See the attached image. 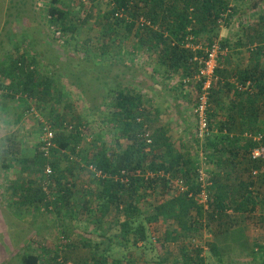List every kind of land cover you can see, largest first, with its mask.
Segmentation results:
<instances>
[{"label": "trees", "instance_id": "1", "mask_svg": "<svg viewBox=\"0 0 264 264\" xmlns=\"http://www.w3.org/2000/svg\"><path fill=\"white\" fill-rule=\"evenodd\" d=\"M109 3L111 9L107 13L106 23L108 30L104 31V35L110 37L115 34L116 26H124L127 35L132 36L133 44L120 47L115 53L122 59L124 66L133 69L130 73L122 70L125 72L124 76H130L131 81L132 78L142 77L143 72L139 70L144 69L154 55L155 60L165 68L166 75L172 76L174 73L187 77L196 73L201 64L194 57L204 55L205 52L185 45H197L200 42L211 45L219 42L221 49L227 50L229 41L218 40L217 25L220 20L225 19L230 23L232 12L238 10L231 5L230 0H109ZM45 9L46 18L53 25L58 38L63 39L66 34L77 32L81 20L63 0H51ZM248 31H253L248 36L250 42L256 44L254 49L248 50L251 63L227 72V75L230 74L228 81L229 77L236 80L225 83L227 89L234 92L227 108L228 113L224 121L217 124L219 130L214 128L216 131L205 139L204 144L199 145L209 152V162L218 166L217 172L208 173L211 184L207 204L200 202V159L192 158L189 152L181 149L182 146L174 143L163 127L152 126L153 131L150 129L151 110L146 107L144 95L138 88L126 86L111 92L108 99L111 110L109 120L114 123L118 133L108 147L104 142L102 146L97 142L86 163L96 171L94 176L97 190L94 191L93 202L97 206L98 221L101 224L104 216L109 217L111 233L118 235L122 241L131 243L132 246H138V243L141 247L146 246L148 241L153 240L148 227L154 222L171 221L173 227L166 228L163 237L157 238L165 247L169 240L177 241L181 236L192 238L187 234L188 231L194 227L202 228L206 217L213 221L212 229L209 228L212 237L209 250L213 254L220 251L223 233L232 231V235L235 232L236 238L241 239L234 243L237 257L243 256L249 260V264L264 261V242L260 239L249 243L245 241L243 228L241 229L244 219L238 216L244 212L252 214L257 210L261 198L258 189L264 185V154L254 158L255 149L264 146V7L254 26L249 27ZM22 36L21 40H17L16 36H9L10 46L5 48L3 58L0 59V87L4 89L2 95L17 98L30 109L29 100L37 101V106H41V102L46 99L55 100V83L51 76L40 77V59L32 52V43L24 38L27 31H23ZM189 36L193 37L192 40H188ZM238 41L240 44L241 40ZM89 42L90 40L84 39L81 43L86 46ZM100 49L101 56L112 52L107 40ZM129 54L132 61L137 56L143 58L141 64L130 66L126 62ZM117 75L120 83V74ZM217 75H226L220 57L216 77ZM112 78L109 77L106 81L115 79L114 76ZM100 79H103L102 76ZM214 84L211 104L214 102L217 106L214 109L216 114L222 108V99L217 96L220 89ZM201 85L198 81V93ZM212 117L210 112V118ZM53 123L56 128V145L49 156L40 148L33 156H20V143L15 135L7 137V152L12 155V159L24 165V170L35 173L38 177L49 165L52 172L46 175L42 186L49 179V184L56 182L59 188L53 201H45L46 208L49 209L52 203L59 214L66 208L65 212L73 215L72 209L70 210V200L75 194L73 184L65 182L61 186L55 174L60 173L63 178H66V174L73 175L76 166L73 157H82L81 123L77 121L66 125L63 120ZM68 126L71 127L70 130ZM196 140L200 139L197 137ZM61 159L71 165L61 169ZM7 167H10L9 163L5 164V168ZM177 179L186 187L184 190L175 186ZM42 186L37 190L29 188L28 194L23 197L24 201H43L46 194ZM13 187L12 185L13 192L16 193ZM158 190L166 193L163 201L152 197ZM34 195H39L40 198ZM261 205L264 207V200ZM262 219L264 222L263 217ZM192 240L181 246L182 264H212L206 255H202L204 245H195ZM90 244V241L83 243L86 246ZM92 250L93 264L108 263L104 253L95 248ZM223 255L221 253L219 264H230L223 259ZM124 257H115L109 264H123ZM20 263L41 264L40 256L33 251L24 253Z\"/></svg>", "mask_w": 264, "mask_h": 264}, {"label": "rangeland", "instance_id": "2", "mask_svg": "<svg viewBox=\"0 0 264 264\" xmlns=\"http://www.w3.org/2000/svg\"><path fill=\"white\" fill-rule=\"evenodd\" d=\"M50 2L51 0H0V59L3 58L5 48L10 46L9 36H16L17 40H21L22 32L27 31L24 38L32 43V52L40 59V77H52L56 95L55 100L46 99L41 102V106L36 105L37 101L29 100L31 105L28 109L17 98L2 95L4 89L0 87V264H21L22 254L30 251L40 256L41 264H93V248L105 254L107 264L115 257L122 256H125L123 264H182L181 246L187 245L190 239L195 241V245L203 244L204 252L205 247L208 248L211 258L209 255L206 257L213 263L214 254L209 250L212 238L209 228L212 229L213 221L206 217L203 219L205 225L202 228L194 227L188 231L187 234L192 238L181 236L177 241L166 242L165 247L157 238L163 237L166 228L173 227L171 221L149 224V235L153 240L148 241L146 246L142 245L143 247L140 243L138 246H132L131 243L128 244L118 235L111 233L112 224L109 217L104 216V224L98 221L97 206L93 202L94 191L97 190L94 176L96 171L86 163L97 142L99 146L104 142L108 147L118 133L117 128L113 126L114 123L109 120L111 110L108 99L111 92L126 86L138 88L144 95L146 107L151 110L150 127L161 126L165 129V104L168 106L175 104L178 92L182 93V90L191 92L189 108L196 100L195 95L198 94V81L194 79L196 73L187 77L173 73L171 78H168L173 87L166 88L168 95L165 96V68L155 60L154 55L150 58L149 64L139 70L143 72L142 77L132 78L131 81L130 76H124L125 72L122 70L130 73L133 69L124 66L122 59L115 53L120 47L133 44L132 36L127 35L124 26H116L115 34L110 37L104 35V31L108 30L107 13L111 9L109 0H63L81 20L77 32L72 35L66 34L63 39L57 37L53 25L46 18L45 6ZM230 3L238 9L232 12V21L227 23L226 19L220 20L217 25L218 40L228 39L230 44L220 56L221 66L225 68L226 75H217L214 82L220 89L217 96L222 99V108L219 112L214 114V109L217 108L214 102L210 110L213 116L210 123L217 130H219L217 124L224 121L230 98L234 95L233 91L227 89L225 83L236 80L229 77L228 81L230 74L227 75V72H233L234 69L246 67L251 63L248 50L254 49L256 44L250 42L248 34L253 31L249 32L248 28L254 26L259 12L264 7V0H230ZM84 39L90 40L86 46L81 43ZM106 40L112 52L101 56L100 47ZM201 45L208 46L203 42ZM127 56L126 62L130 66L140 65L143 59L137 56L132 61L131 55ZM117 73L120 74V83L119 78L116 81H106ZM99 75L103 79H100ZM188 78L190 81L186 82ZM186 89L187 91H184ZM176 108L173 106V109ZM58 120H63L66 125L77 121L81 123L82 157H73L74 166L76 165L73 175L66 174V178H63L60 173L55 174L61 186L65 182L73 184L75 194L70 200L73 215L65 212L66 208L59 214L52 203L47 209L45 201H53L58 194V183L49 184L48 179V183L42 186L47 178L46 172L38 177L35 173L24 170V165L12 159V155L7 152V137L15 135L20 143V156H33L40 148L43 124L50 125L55 132L53 122ZM194 124L195 133H191L190 130L185 133L186 139L181 149L189 152L192 158L200 159V164H205L207 173L217 172L218 166L209 162V152L199 146L204 144L205 139L196 140V122ZM59 127L66 129L62 125ZM153 127L150 128L152 131ZM262 148L264 149V146ZM6 163H9L10 167L5 168ZM67 165L71 164L65 159L60 160L61 169H65ZM12 185L16 193L13 192ZM41 186L46 194L43 201H38L39 199L34 202L24 201L23 197L28 194L29 188L37 190ZM258 191L261 198L257 210L252 212L253 215L247 212L238 214L244 219L242 223L247 224L252 242L260 238L264 242L262 219L264 215H261L264 214V207L261 205L264 200V185ZM152 197L157 201H163L166 193L158 190ZM87 241L91 244L83 245ZM235 255H237L235 252L228 253L227 261L230 264H249L248 259ZM260 264H264V261Z\"/></svg>", "mask_w": 264, "mask_h": 264}, {"label": "built area", "instance_id": "3", "mask_svg": "<svg viewBox=\"0 0 264 264\" xmlns=\"http://www.w3.org/2000/svg\"><path fill=\"white\" fill-rule=\"evenodd\" d=\"M192 36L188 37V40H192ZM185 46H191L195 50H203L205 53L201 56H195L199 64H201L199 71L196 72L194 79L201 82L200 91L196 96V103L194 106V114L196 120V136L202 140L209 137L214 131V127L210 124V107H211V92L214 85L216 77V68L219 65L220 55L225 53V49H221L219 42L208 45L207 47L201 44L194 45L192 43H187ZM186 82L190 79L185 80ZM42 136H41V146L40 149L44 152L46 156L50 155L51 149L55 147V132L52 127L48 124H43L42 126ZM151 142V139L147 140ZM264 154L263 148H257L254 151V158L262 156ZM202 162V158H201ZM45 172L50 174L52 169L47 165ZM199 180L201 181V194L200 202L207 204L209 198V186L210 181L208 180V173L205 168V164L201 163L198 171ZM175 186L184 190L186 187L183 185L181 180H175ZM207 207V205H205Z\"/></svg>", "mask_w": 264, "mask_h": 264}, {"label": "crops", "instance_id": "4", "mask_svg": "<svg viewBox=\"0 0 264 264\" xmlns=\"http://www.w3.org/2000/svg\"><path fill=\"white\" fill-rule=\"evenodd\" d=\"M114 78H115L114 80L118 79V75H114ZM168 78H171V75L165 74V96L168 95V94H166V88L169 89V87H173L172 83H170V79H168ZM118 81H119V79H118ZM156 86L159 87L158 84H156ZM187 89L184 91H187ZM190 96H191V92L190 93L189 92H183V90H182V93L178 92V95H177L176 100H175L176 101L175 104L171 105V103H170L171 106H168L167 104H165V106L168 108L167 109L165 107V133L179 147H181L182 144L184 143V141L186 139V138H184L185 133L188 130H190L191 133H195V124H194V122H196L195 114H194L195 103H193L192 107L189 108L188 104H189V101L191 98ZM173 106H176L177 108L173 109ZM189 121H190V123H189ZM191 125H193V126H191ZM183 138H184V140H183ZM241 229L243 230V234L245 235L244 236L245 241H247L248 243L251 242L252 238L250 237V234H249L250 230H249L247 224L242 223ZM231 233H233V232L228 231L225 234L223 233V236H221V240H220L221 242L219 245L221 252L219 251L218 253H214V255H212V257L214 259L212 264H219L218 260L221 257L220 256L221 253L224 254L222 256L223 259L227 260L228 253H233L237 250V248L233 247V245H235L234 243L239 242L241 239L236 238L237 236H235V232L233 235ZM236 233H238V231H236ZM202 255H204V256L209 255V257H210L211 253L208 252L207 247H205V252H203Z\"/></svg>", "mask_w": 264, "mask_h": 264}]
</instances>
